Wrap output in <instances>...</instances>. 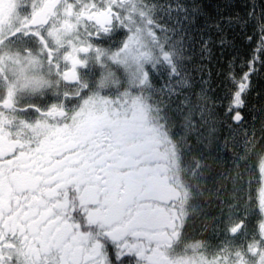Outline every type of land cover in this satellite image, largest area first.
<instances>
[{
  "label": "flooded vegetation",
  "instance_id": "af4514ba",
  "mask_svg": "<svg viewBox=\"0 0 264 264\" xmlns=\"http://www.w3.org/2000/svg\"><path fill=\"white\" fill-rule=\"evenodd\" d=\"M178 3L0 0V264H264V153L230 236L224 213L187 230L176 178L194 164L162 147L158 112Z\"/></svg>",
  "mask_w": 264,
  "mask_h": 264
},
{
  "label": "rangeland",
  "instance_id": "374dc122",
  "mask_svg": "<svg viewBox=\"0 0 264 264\" xmlns=\"http://www.w3.org/2000/svg\"><path fill=\"white\" fill-rule=\"evenodd\" d=\"M195 1L179 0L174 8H170L172 10H163L166 26L164 37L165 44L168 45L166 51L170 50L168 40H171L178 45L180 54L175 55L174 52H169L170 57L167 60L171 62L176 60V62L172 68L164 69L169 74L171 70H174V74L178 72L179 77H173L171 73L172 78H167L168 74L165 78H161L158 85L154 81L159 89L160 105L162 104L158 111L161 114L160 124L164 131L161 144L164 147L169 144L170 138L177 137L180 139L183 149L193 146L194 148L200 147L203 151L212 149L214 154L229 158L231 169L228 167L225 169V173L219 170L220 172H216L214 176L215 170L212 173L211 170L201 167L198 171L196 166H193L187 175L180 173L176 178L181 188V192L180 190L178 192L186 199L187 230L198 233L209 221L215 224L221 220L213 213L208 215V208L212 203H217L215 200L222 199L223 203L213 206V209L216 210V214L221 211L220 213L227 215L223 225L227 227L229 237L230 230L238 222L236 216L242 215L241 211L235 212V210L243 206L241 201L243 190L254 185L255 166L258 165L262 169L263 163L258 162L264 153V141L262 142L257 136V132L260 130V121L255 118L256 116L250 117L245 109H241L240 99L236 100L234 106L230 105L231 100L230 102L227 100V106L216 102H220V99H216L214 92L216 89H214V79L211 74L212 68H210L214 45L212 38L207 33L209 26L199 19L202 14L194 10ZM219 1L224 5L240 0ZM250 1L252 4H256V9L258 6L264 5V0ZM261 27L262 25L258 22L257 29L260 30ZM116 90L114 89V91ZM106 91L112 93L110 89ZM124 91L122 89L121 92ZM118 95L117 90L111 100L118 101ZM221 100L226 103V100ZM259 118H262L261 114ZM156 122L158 123L157 120ZM169 147L172 152V144H169ZM167 152L165 149L164 153ZM171 152L164 156V160L173 165L174 158ZM181 159L184 161L182 157ZM185 163L187 165L188 162L185 161ZM188 168L190 167L188 166ZM207 177L210 178L211 184L209 185L211 187L214 181L215 190L212 191V188H208L210 192L206 195L204 182ZM182 178L185 179L188 190ZM172 180L174 181V175H172ZM236 246L237 243L228 238V246L224 250L228 262L232 258H236L238 252H243L241 250L243 248L237 249Z\"/></svg>",
  "mask_w": 264,
  "mask_h": 264
},
{
  "label": "trees",
  "instance_id": "16d2710c",
  "mask_svg": "<svg viewBox=\"0 0 264 264\" xmlns=\"http://www.w3.org/2000/svg\"><path fill=\"white\" fill-rule=\"evenodd\" d=\"M195 2V11L202 14L199 19L209 26L207 33L212 38L214 45L210 68H212L214 89L217 91H214L216 99H220V102H216L221 103V99H227L229 102L231 100L234 103L236 100H243L246 106L245 111L249 116H256L255 118L260 121V130L257 132V136L263 142L264 5H260L256 9V4H252L250 0H240L224 5L219 0H196ZM258 22L262 25L260 30L257 29ZM260 114L262 118H259ZM169 144H173V141ZM181 152L184 153L183 159L189 164H194L198 171L201 167L211 170L212 173L215 170V176L216 172H220L219 170L225 173V169L228 167L231 169L229 158L214 154L212 149L203 151L202 148L193 146L182 148ZM208 173L210 175V171ZM222 177L224 178V176ZM213 183L214 181L211 187L209 185L211 184L210 178L207 177L204 182L206 195L210 192L209 189L215 190V183ZM215 205L218 204L215 203ZM210 206L208 215L212 213L215 217L223 215L220 211L216 214V210ZM216 227L217 225L209 221L200 231L206 234L209 228L215 230Z\"/></svg>",
  "mask_w": 264,
  "mask_h": 264
}]
</instances>
